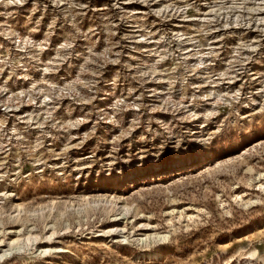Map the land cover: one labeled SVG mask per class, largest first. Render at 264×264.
Instances as JSON below:
<instances>
[{
  "label": "rangeland",
  "instance_id": "obj_1",
  "mask_svg": "<svg viewBox=\"0 0 264 264\" xmlns=\"http://www.w3.org/2000/svg\"><path fill=\"white\" fill-rule=\"evenodd\" d=\"M0 264H264V0H0Z\"/></svg>",
  "mask_w": 264,
  "mask_h": 264
}]
</instances>
